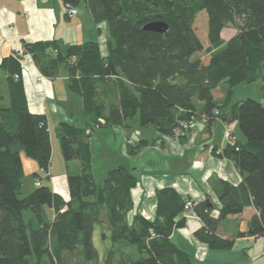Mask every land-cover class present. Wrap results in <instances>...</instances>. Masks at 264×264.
<instances>
[{
	"label": "trees",
	"instance_id": "obj_1",
	"mask_svg": "<svg viewBox=\"0 0 264 264\" xmlns=\"http://www.w3.org/2000/svg\"><path fill=\"white\" fill-rule=\"evenodd\" d=\"M63 2L74 7L83 3L96 24L106 25V56L96 43L65 49L55 42L22 45L44 76L53 78L64 66L69 90L82 97L90 122L83 128L61 122L57 128L64 161L78 160L80 171L67 174L68 201L41 185L20 196L24 178L20 154L48 171L51 144L45 117L28 109L21 59L14 54L2 59L0 74L6 75L7 103L0 94V264H193L192 255L171 240L173 230L185 224L181 217L185 201L175 189L156 191L154 220L136 214L129 225L130 191L138 181L133 169L118 165L100 181L93 176L85 131L99 118L105 120L104 126L126 128L138 115L141 127L151 125L165 136H174L178 121L192 122L199 116L206 122H236L244 142L227 144L223 154L242 182L238 186L221 183L217 218L210 215L213 204L208 199L195 207L204 223L195 237L209 250H231L233 240L220 238L216 228L227 216L251 209L247 230L237 236L264 240V104L250 98L233 100L236 85L264 81V0ZM201 14L206 16L208 48L204 57L194 58L204 50L194 28ZM236 20L240 22L236 33L223 40V30ZM153 22L164 23L167 30L144 29ZM72 56L75 65L69 61ZM76 70L80 79L73 77ZM114 76L119 78L113 89L117 103L106 108L104 101L96 100V85ZM223 85L224 97L215 99L213 90ZM197 102L202 105L200 113ZM147 144H127L128 155ZM50 208L53 218L47 212ZM26 211L28 218L23 214ZM104 215L112 246L98 263L92 235ZM122 241L137 248L138 259L123 256L115 262L116 245Z\"/></svg>",
	"mask_w": 264,
	"mask_h": 264
},
{
	"label": "crops",
	"instance_id": "obj_2",
	"mask_svg": "<svg viewBox=\"0 0 264 264\" xmlns=\"http://www.w3.org/2000/svg\"><path fill=\"white\" fill-rule=\"evenodd\" d=\"M76 9L77 14L69 18L66 15L63 0H0V63L2 59L13 55L14 50L24 42H55L60 49L70 45L96 43L101 55L106 56L108 41L106 25L96 24L85 5L84 11H81L79 6ZM39 73L36 65L28 63L22 65L21 78L28 109L32 114L45 117L49 137L53 129L58 136L57 128L61 122L80 128L85 127L90 122L89 117L85 115L81 95L69 90L68 74L64 66L60 67L53 78L44 76L42 81H37ZM5 77V74H0V89L4 91V102L7 103ZM213 97L218 99L214 94ZM116 102L113 101V105ZM196 105L197 112L200 113L202 105L199 102ZM228 125L237 140L243 143L244 138L236 122H228ZM148 127H141L136 115L135 120L126 128L116 125L106 126L101 131L96 130V136L88 138L92 152L91 172L96 180H102L109 170L118 165L133 169L138 179L136 186L130 191L132 209L127 214L128 224L132 223L136 214L147 220H154L156 191L171 187L183 201L190 200L193 203L192 211L184 210L181 215L185 219V224L174 229L171 235V240L179 248L185 249L192 255L193 264H258L255 263V243L260 238L237 236L239 232L247 230V223L252 215L251 209L241 214L227 216L216 228V234L220 238L233 240L231 250H209L206 244L195 237V232L204 227L203 221L197 214L191 215L195 207L208 199L213 204L210 215L217 218L220 210L221 183L227 182L238 186L242 182V177L231 160L224 154L221 156L214 154L216 149L224 151L227 146L222 138L224 127L222 121L217 119L205 123L200 116L196 117L191 122L190 129L179 138L159 135L153 127L155 136L148 139L143 133V130ZM157 140H160L159 144ZM128 141H131V145L142 141L148 144L140 147L135 154L128 155ZM54 142L51 136V153L52 150L58 152ZM96 153L99 154L96 155ZM100 156L104 157L103 160L113 159L108 161L105 167L101 163L97 167L96 157ZM51 162L50 159V164ZM64 164L66 172L64 169L58 174L62 179L67 178L68 173H79L78 160ZM49 168L47 178L52 181V164ZM49 187L64 201L69 200L67 184L63 188L58 186L60 190L55 183L53 185L49 183ZM47 212L50 218L54 217L53 209L50 208ZM102 232L108 234L102 250L103 260L105 253L112 246L105 220L94 227L92 235L94 245L99 241ZM130 246L132 245L125 241L116 245L115 262L123 256L132 260L126 252L122 251V248H131Z\"/></svg>",
	"mask_w": 264,
	"mask_h": 264
},
{
	"label": "rangeland",
	"instance_id": "obj_3",
	"mask_svg": "<svg viewBox=\"0 0 264 264\" xmlns=\"http://www.w3.org/2000/svg\"><path fill=\"white\" fill-rule=\"evenodd\" d=\"M78 6H79V9L81 11H84V4L83 3H81ZM202 13L205 14L204 12H202ZM203 14L198 15L196 17V19L194 21V28H195V31L198 34L200 40L203 42L204 50L200 53L195 54L194 58L204 57L205 54H207L206 49L208 48V43L206 42V38H205V17L206 16L204 17ZM239 26H240V22L238 20H236L235 22H233L231 24H228L226 26V28L223 30L222 39L227 40L231 35L236 33ZM75 63H76V61H75ZM75 63H73V65H75ZM40 74L44 77V75L41 72H40ZM263 74H264V72H263ZM73 77L76 79L81 78V74L79 73L78 70L75 71ZM118 79L119 78L115 77V76L114 77H108V78L101 79L97 83L96 93L98 94V97L96 100L99 104L103 103L102 101H104L106 108H110L113 106L112 102L117 101V93L115 94L113 89L117 88ZM0 93L3 95V97L5 96V93L2 89H0ZM213 94L216 98H218V100L222 99L224 97V94H225V85L216 87L213 90ZM247 98L253 99L255 101H258V102L264 104V81L254 82L251 84H238L233 88V100L235 102H239V101H242V100L247 99ZM6 99H7V93H6ZM201 120H203V119H201ZM203 122H205V121L203 120ZM178 123H179V121L177 122V126H178ZM223 125H224V127H223V131H222V138H223V141L226 142V140L224 139L225 130L229 129L232 133H233V130L230 129L228 124L223 123ZM106 126L107 125H105V126L102 125L99 128L93 129L91 131V133L88 135V137L89 136L90 137L96 136L97 134L95 131L96 130L101 131ZM139 129H141V128H139ZM187 131L182 132L180 135L176 136V138H179L183 133H186ZM48 132H49V128H48ZM143 133L145 134V136L148 139L155 136L154 128L151 125H149L148 128L143 130ZM233 135H234V133H233ZM51 136L53 137V140L55 141L54 142L55 145L54 144L53 145L57 146L56 149H58V152L57 151L55 152L52 150V153H51V161H52L51 164L53 166V169L51 172L53 175L52 181H49L47 178L48 171H44V170L40 169L35 160L27 157L24 153H21V161H22V166H23L24 178L22 180V189L20 192V196H25L30 192V190L35 189L37 187V185H36L37 182H39V185L41 184V186H48V187H49V183L50 184L52 183V185L55 183L58 190H60L58 186L63 188V187H65V184H67V178L64 177L62 179V177L60 175H58L61 173L62 170L64 171V169L66 172V167L64 164L65 163L64 159L62 157L60 140H59V137L56 135V131H54V129L50 132V138H51ZM173 137H175V136H173ZM235 138H236V136H235ZM237 141L238 140L236 138L235 143ZM156 142L159 144L160 140H157ZM238 142H240V140ZM226 143L229 144V142H226ZM235 143H232V144H235ZM127 144L131 145V141H128ZM217 150H220V154H216V155H218V156L223 155L222 149L218 148L215 151H217ZM215 151H214V154H215ZM98 154L99 153H96V155H98ZM91 156H92V152H91ZM103 158H104L103 156L96 157V159L98 161L97 167L99 166L100 163L102 166L105 167L106 163L108 161H111V159H113V158H110V159L106 158L103 160ZM51 164H50V166H51ZM49 169L50 168H48V170ZM185 202H187V201H185ZM192 209H193V207H192ZM192 209H189V210L192 211ZM193 213L196 215L195 211H193ZM193 213L191 212L192 216H194ZM23 214H24L25 218H28V216L30 215V213L27 211L24 212ZM104 220H105V215H104ZM107 238H108V234L106 232H102L99 241H97L95 244V248L98 252V260H97L98 263H100L102 261V255H103L102 250L105 246L104 243L107 240ZM130 247L131 248H127V249L122 248L123 249L122 251L126 252L132 258V260L138 259L139 254H138L136 248L134 246H130ZM207 248H208V246H207ZM200 260H201V258H200ZM255 260H256L255 263L264 264V240L262 238L258 239V241L255 243Z\"/></svg>",
	"mask_w": 264,
	"mask_h": 264
},
{
	"label": "built area",
	"instance_id": "obj_4",
	"mask_svg": "<svg viewBox=\"0 0 264 264\" xmlns=\"http://www.w3.org/2000/svg\"><path fill=\"white\" fill-rule=\"evenodd\" d=\"M64 7H65V11H66L67 17L70 18V17H72V16H74V15L77 14L76 7H74V6L70 5V4H64ZM9 29H11V27H9ZM52 53L54 55H56L57 54V50L56 49H53L52 50ZM13 54L16 57H19L21 59L22 65L24 63H28V64H31V65H35L34 60L26 52V50L23 47V45H21L17 49H15ZM69 61L71 63H74L76 61V57L75 56H72ZM36 79H37V81H42L43 80V76L39 73L37 75V78ZM215 115H217V112H215ZM203 120L206 122L205 119H203ZM104 124H105L104 119L99 118L96 124L92 125L88 129H86L85 134L86 135H89L93 129L99 128L100 126H102ZM190 126H191V122L179 121L178 126L173 131L174 136L176 137V136L180 135L182 132L187 131L190 128ZM47 131H48V128H47ZM224 139L226 140V142H229V143H235V141H236L235 136L233 135V133L229 129H226L225 130ZM215 154H220V150L215 151ZM36 185L39 186V182H37ZM192 207H193V203L190 200H188L187 202H185V204H184V209L185 210L192 209ZM193 215H195V214L193 213ZM152 237H154L153 234H152Z\"/></svg>",
	"mask_w": 264,
	"mask_h": 264
},
{
	"label": "water",
	"instance_id": "obj_5",
	"mask_svg": "<svg viewBox=\"0 0 264 264\" xmlns=\"http://www.w3.org/2000/svg\"><path fill=\"white\" fill-rule=\"evenodd\" d=\"M144 29L156 33H164L167 30V26L162 22H153L145 25Z\"/></svg>",
	"mask_w": 264,
	"mask_h": 264
}]
</instances>
